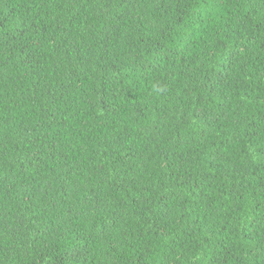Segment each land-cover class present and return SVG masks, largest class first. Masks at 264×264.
Here are the masks:
<instances>
[{
	"label": "trees",
	"instance_id": "trees-1",
	"mask_svg": "<svg viewBox=\"0 0 264 264\" xmlns=\"http://www.w3.org/2000/svg\"><path fill=\"white\" fill-rule=\"evenodd\" d=\"M0 264H264V0H0Z\"/></svg>",
	"mask_w": 264,
	"mask_h": 264
}]
</instances>
